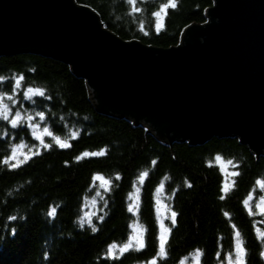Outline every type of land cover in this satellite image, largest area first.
Instances as JSON below:
<instances>
[{"label":"trees","instance_id":"trees-1","mask_svg":"<svg viewBox=\"0 0 264 264\" xmlns=\"http://www.w3.org/2000/svg\"><path fill=\"white\" fill-rule=\"evenodd\" d=\"M74 1L120 38L158 47L176 44L188 23L204 20L211 3ZM0 104V264H147L151 258V264H176L192 251L199 252L198 264H218L235 239L243 264H264L256 233L262 217L252 204L264 187V155L255 158L236 137L165 144L123 115L95 109L82 76L64 60L33 51L0 54ZM13 118L20 121L16 127ZM32 126L43 134L35 136ZM17 146L13 161L8 157ZM217 159L231 164L229 179ZM157 187L174 213L162 253ZM134 220L141 246L109 254Z\"/></svg>","mask_w":264,"mask_h":264},{"label":"water","instance_id":"water-1","mask_svg":"<svg viewBox=\"0 0 264 264\" xmlns=\"http://www.w3.org/2000/svg\"><path fill=\"white\" fill-rule=\"evenodd\" d=\"M204 10L176 44L158 47L120 38L74 0H0V54L64 60L95 109L165 144L234 136L264 155V0H211Z\"/></svg>","mask_w":264,"mask_h":264},{"label":"rangeland","instance_id":"rangeland-1","mask_svg":"<svg viewBox=\"0 0 264 264\" xmlns=\"http://www.w3.org/2000/svg\"><path fill=\"white\" fill-rule=\"evenodd\" d=\"M2 108V105L0 104V109ZM32 132L35 136L40 137L44 130L38 129L35 126H32ZM19 146L14 147L9 155V159L15 161L17 159V155L19 153ZM217 162L220 165V168L223 172V175L225 179H229L230 173L233 172V169L231 168V164L226 161H221L220 159H217ZM95 178H97L99 181L105 183V179L100 175H95ZM160 187H157L155 190V196H154V211L156 216V221L158 225V239H159V249L160 253H162V245L166 238L169 222H172L174 213L172 210L168 207L164 199L162 198V193L160 192ZM136 192L137 188L134 187L133 191L130 195V205L129 208L132 210L135 206L136 201ZM254 209L257 213L261 215V221L262 224L260 226L257 225L256 227V233L261 238L262 244H263V250L262 253H264V187L262 188V191L260 192L259 197L255 201L252 202ZM88 209L89 206H88ZM87 218V216L85 215ZM142 244V228L137 223V221H133L130 224V230L129 234L126 238V240L123 243L116 244L112 243L108 246L107 252L109 254L113 253H119L122 252L130 247H139ZM240 242L238 239H235L233 250L231 253L226 254L224 257L223 262H219L218 264H237V257L240 254ZM264 257V256H263ZM242 260H243V254H242ZM199 261V252L198 251H192L186 255H183L179 258V260L176 262V264H198ZM154 262V258H151L147 261V264H151ZM136 264H144V263H136Z\"/></svg>","mask_w":264,"mask_h":264},{"label":"snow or ice","instance_id":"snow-or-ice-1","mask_svg":"<svg viewBox=\"0 0 264 264\" xmlns=\"http://www.w3.org/2000/svg\"><path fill=\"white\" fill-rule=\"evenodd\" d=\"M29 91H32V90L30 89ZM37 91H39V90H37ZM41 94H42V93H41ZM25 96L27 97V93H25ZM5 108H6V106H5ZM16 115H17V117H18V116H19V113H17ZM37 115H40L41 118H43V113H38ZM4 118H5V119H8L7 111H5ZM19 122H20V121H19L17 118H13L12 121H11L13 127H16V125H17ZM57 143H59V141H57ZM62 146H63V145H62ZM53 214H54L53 211H50V212L48 213L49 216H52ZM237 236H239V233H237ZM240 254H241V255H238V257H237V264H243V260H242L243 248H242V247H240ZM261 255L264 256V253H262Z\"/></svg>","mask_w":264,"mask_h":264}]
</instances>
